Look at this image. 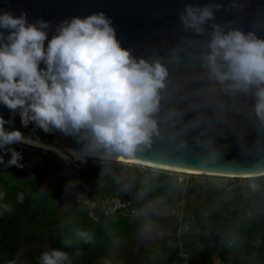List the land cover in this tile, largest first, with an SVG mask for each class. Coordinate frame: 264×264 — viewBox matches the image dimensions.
<instances>
[{
    "label": "clouds",
    "instance_id": "clouds-1",
    "mask_svg": "<svg viewBox=\"0 0 264 264\" xmlns=\"http://www.w3.org/2000/svg\"><path fill=\"white\" fill-rule=\"evenodd\" d=\"M244 6L243 0L187 2L177 13L179 32L140 54L121 45L103 11L60 21L50 38L49 21L0 12V105L10 110L9 119L0 115V152L9 154L7 161L0 155V165L22 168L13 145L39 146L5 128L18 114L23 127L31 122L45 133L72 136L82 147L71 155L98 159L101 171L113 161L139 163L146 154L154 174L189 156L199 169L212 170L223 166L233 144L239 159L255 158L253 166L264 168V12L247 30L236 19L217 20L219 11L238 16ZM228 135L231 143L221 142ZM75 183L65 189L73 202ZM23 200L18 192L16 202ZM12 211L0 192V216ZM94 242L93 231L72 228L60 247L40 252L37 264H75L76 246Z\"/></svg>",
    "mask_w": 264,
    "mask_h": 264
},
{
    "label": "trees",
    "instance_id": "trees-1",
    "mask_svg": "<svg viewBox=\"0 0 264 264\" xmlns=\"http://www.w3.org/2000/svg\"><path fill=\"white\" fill-rule=\"evenodd\" d=\"M17 150L23 157L29 155L35 164V176L38 179H34V176L24 181H16L8 174L0 172V192L4 193V202L13 205L11 213L0 216V264H8L13 259L17 260V264H37L41 251L60 247L61 240L66 237L56 235L57 221L55 225L53 223V216L60 209L59 203H62V211L71 206H81L87 217L92 219L88 216L89 210L85 205H78L69 198L62 200L70 180L64 179L57 183L52 179L56 172L53 154L49 157L36 150L31 153L20 148ZM111 165L106 164L105 168H110ZM117 168L132 173L137 170L136 167L124 165ZM150 175L132 178L129 185L137 196L153 200L152 218L155 226L159 228L164 223L160 213L167 208H174L173 205L181 200V187L175 178L162 173ZM73 180L76 183L72 189L80 182L93 181L85 176H78ZM250 183L257 185L255 190L249 187ZM250 183L239 187L230 185L228 189L222 190L216 189L213 184L205 189L200 184L190 183L189 187L194 188L197 195H201L205 201L201 208L194 207L189 212L193 225L198 227V233L195 236L177 238L178 221L174 219L176 231L173 229V243L163 247L159 256L165 264H183V260L179 259L182 249L190 255L188 264H264V177L253 178ZM92 184V196L95 198L130 201L135 209L149 212L136 198L125 195L120 186L99 188ZM18 192L24 194L22 203L16 202ZM50 205L54 206L53 211L50 210ZM117 219L124 221L123 229L126 230L123 234L132 238L139 227L138 217L106 216L100 213L97 225L104 223L112 226ZM92 222L96 223L94 220ZM185 226L192 229L187 223ZM182 241L184 246H181ZM115 244L116 242L112 246H104L103 243L94 242L77 245L81 255L75 264H97L101 252L113 249Z\"/></svg>",
    "mask_w": 264,
    "mask_h": 264
},
{
    "label": "rangeland",
    "instance_id": "rangeland-1",
    "mask_svg": "<svg viewBox=\"0 0 264 264\" xmlns=\"http://www.w3.org/2000/svg\"><path fill=\"white\" fill-rule=\"evenodd\" d=\"M13 147L16 148V150L17 148L26 150L28 153L34 152L35 150L40 151L42 154L52 157L51 153L33 149L25 145L15 144ZM0 155L4 156L5 161L9 158L8 153L0 152ZM52 158L55 161L56 171L52 179L57 183L64 179L72 181L74 178L81 176L82 173H84L82 171V166H84L90 169V175H93L92 182L97 185V187L120 186L125 195H128L132 199L136 198L144 208L149 209V212H142L138 219V230L132 238H129L123 234L126 228L123 229L124 221L122 219H117L116 223L112 226L104 223L97 225L98 220L95 221L96 223H93V219L90 220L87 217V213L81 206H71L68 210L62 211V203H59L60 209H58V213L53 216L55 220L53 222L54 225L57 221L55 226L56 235L67 236L72 228L80 227L93 231L95 233V242L103 243L104 246L108 244L112 246L116 242L113 249L101 252L97 264H165L159 256L161 255V249L163 247L173 243L175 236L173 229L176 231V223L173 222L174 219L178 221L177 227L181 224L185 225L186 223L191 225L192 229L188 231L189 233L187 234L186 232L184 234L187 237L198 233V227L195 224L193 225L192 216L189 212L194 207L201 208L205 201L201 198V195H197L194 188L189 187L190 183L194 182L200 184L205 189H207L206 187L208 185L213 184L216 189L222 190L228 189L230 185L239 187L245 183L252 182V179L209 177L205 175L197 176L161 171L159 173L178 180L181 187L182 198L178 203L173 205L174 208H167L160 213L164 219V223L157 228L158 226H155L152 218V211L154 210L153 200L149 197L143 198L142 196H137L129 185L133 180L132 178L154 174L153 169L127 164L109 163L112 164L110 168H105V171H101L102 165L99 160L86 159L85 162H79L76 165H66L57 156L54 155ZM21 163L24 165L22 168L14 165L9 167L0 165V172L6 175L8 174L16 181H24L33 178L36 173V167L29 155H25ZM120 165L136 167L137 170L134 173L126 170H119L117 167ZM34 179H38L37 176H35ZM50 210H54L53 205H50ZM119 233H121V235H119ZM193 242L195 244V241Z\"/></svg>",
    "mask_w": 264,
    "mask_h": 264
},
{
    "label": "water",
    "instance_id": "water-1",
    "mask_svg": "<svg viewBox=\"0 0 264 264\" xmlns=\"http://www.w3.org/2000/svg\"><path fill=\"white\" fill-rule=\"evenodd\" d=\"M187 2L203 4L208 0H0V12L9 11L13 15H19L21 11H25L29 22L37 19L49 21L50 38L60 21L73 16L83 17L92 12L103 11L112 18L117 39L120 40L121 45L130 47L136 54H140L146 51V45L149 43L158 46L164 35L171 36L179 32L180 23L177 13ZM243 3L245 5L243 12L238 16H234L232 11L221 10L217 13V20L236 19L237 23L242 24L246 30L254 27L253 19L257 12H264V0H243ZM0 115L9 119L10 110L0 105ZM192 115L193 113L189 112L186 118ZM11 118L13 123L5 125L7 130L19 129L23 135L38 139L41 144L68 150H80L82 147V144L77 143L72 136L64 135L59 131L45 133L39 128L34 129L31 122L27 127H23L18 114ZM232 139L233 137L228 135L221 142L231 143ZM223 158L225 159L223 166L212 170L199 169L197 159L192 156H189L183 164H175L171 161L169 163L173 167L199 172L234 176L255 175L246 179L264 177V175L258 177L260 173H264V168L253 166L255 158L239 159L238 150L234 144L225 152ZM151 159H153L151 154L140 157V160L145 162ZM202 175L212 177L205 173Z\"/></svg>",
    "mask_w": 264,
    "mask_h": 264
},
{
    "label": "built area",
    "instance_id": "built-area-1",
    "mask_svg": "<svg viewBox=\"0 0 264 264\" xmlns=\"http://www.w3.org/2000/svg\"><path fill=\"white\" fill-rule=\"evenodd\" d=\"M94 191L92 183H79L72 191L73 199L76 204H83L89 210V217L94 221L99 220V214L103 213L106 216L121 215L127 218H137L140 216L141 211L135 209L130 201H124L121 199H101L100 201L89 200L88 195ZM67 198V194L62 197ZM190 229L184 224L179 225L176 231L177 238H183L186 232L189 233ZM183 246V243L181 244ZM190 255L188 252L181 251L179 259L183 260V264H188Z\"/></svg>",
    "mask_w": 264,
    "mask_h": 264
},
{
    "label": "bare ground",
    "instance_id": "bare-ground-1",
    "mask_svg": "<svg viewBox=\"0 0 264 264\" xmlns=\"http://www.w3.org/2000/svg\"><path fill=\"white\" fill-rule=\"evenodd\" d=\"M21 145H25V146H28V147L33 148V149L42 150L44 152L51 153V154L57 156L66 165H76L79 162H81V161L75 159L71 155V151L76 150V149H69V150L68 149H62V148H58V147H54V146L41 144V143H39V146H32V145H26V144H21ZM88 159H95V158L89 157ZM95 160H98V159H95ZM144 162L145 161H141L139 163H133V162H129V161H113L111 163L127 164V165L140 166V167H145V168L151 169ZM176 169H177V167L169 166L167 169L163 170V172H173V173H178V174L197 175V176L205 173L206 175H210V176L240 178V179L255 177V175H244V176L237 175V176H234V175H228V174H216V173H211V172H199V171L188 170V169H184V171H177ZM259 176H261V174L258 175V177Z\"/></svg>",
    "mask_w": 264,
    "mask_h": 264
},
{
    "label": "flooded vegetation",
    "instance_id": "flooded-vegetation-1",
    "mask_svg": "<svg viewBox=\"0 0 264 264\" xmlns=\"http://www.w3.org/2000/svg\"><path fill=\"white\" fill-rule=\"evenodd\" d=\"M82 171L84 172V173H82V175L81 176H85V177H87V178H89V179H93L92 177H93V175H90L91 173H90V169L89 168H87V167H84V166H82ZM143 198H145V196H143Z\"/></svg>",
    "mask_w": 264,
    "mask_h": 264
}]
</instances>
